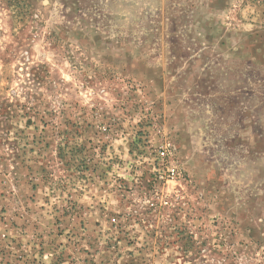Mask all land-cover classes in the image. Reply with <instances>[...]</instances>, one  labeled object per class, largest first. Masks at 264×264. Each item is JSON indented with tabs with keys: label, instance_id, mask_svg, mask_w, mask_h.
Masks as SVG:
<instances>
[{
	"label": "rangeland",
	"instance_id": "obj_1",
	"mask_svg": "<svg viewBox=\"0 0 264 264\" xmlns=\"http://www.w3.org/2000/svg\"><path fill=\"white\" fill-rule=\"evenodd\" d=\"M0 264H264V0H0Z\"/></svg>",
	"mask_w": 264,
	"mask_h": 264
},
{
	"label": "built area",
	"instance_id": "obj_2",
	"mask_svg": "<svg viewBox=\"0 0 264 264\" xmlns=\"http://www.w3.org/2000/svg\"><path fill=\"white\" fill-rule=\"evenodd\" d=\"M162 153H163V155L167 154L169 157H171L170 156V153H171L170 147H166V149ZM177 173H178V171H177L176 166L169 168V175L174 177V176H176Z\"/></svg>",
	"mask_w": 264,
	"mask_h": 264
}]
</instances>
